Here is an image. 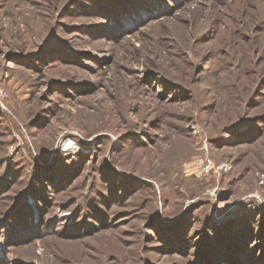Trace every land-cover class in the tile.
I'll use <instances>...</instances> for the list:
<instances>
[{"label":"rangeland","instance_id":"obj_1","mask_svg":"<svg viewBox=\"0 0 264 264\" xmlns=\"http://www.w3.org/2000/svg\"><path fill=\"white\" fill-rule=\"evenodd\" d=\"M0 264H264V0H0Z\"/></svg>","mask_w":264,"mask_h":264},{"label":"built area","instance_id":"obj_2","mask_svg":"<svg viewBox=\"0 0 264 264\" xmlns=\"http://www.w3.org/2000/svg\"><path fill=\"white\" fill-rule=\"evenodd\" d=\"M196 163L199 166V168L204 172H208L209 168L212 165L211 159L201 156L196 159Z\"/></svg>","mask_w":264,"mask_h":264}]
</instances>
